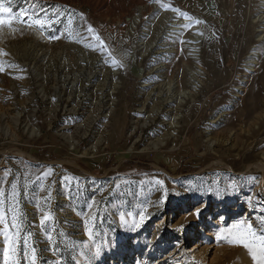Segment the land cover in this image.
<instances>
[{
  "label": "rangeland",
  "instance_id": "obj_1",
  "mask_svg": "<svg viewBox=\"0 0 264 264\" xmlns=\"http://www.w3.org/2000/svg\"><path fill=\"white\" fill-rule=\"evenodd\" d=\"M261 1L5 0L54 21L0 30V189L37 264H255L223 230L264 229Z\"/></svg>",
  "mask_w": 264,
  "mask_h": 264
},
{
  "label": "snow or ice",
  "instance_id": "obj_2",
  "mask_svg": "<svg viewBox=\"0 0 264 264\" xmlns=\"http://www.w3.org/2000/svg\"><path fill=\"white\" fill-rule=\"evenodd\" d=\"M54 23L52 18H42L38 14L27 13L26 10L20 9L17 12L13 11L11 6H6L5 0H0V30L4 28L9 29L10 32H15L18 29L15 27L17 24H22L26 27H36L38 29H45L46 27H51ZM88 32H94L95 30L91 25L88 26ZM52 39H57L58 37H51ZM97 41H100L99 35L96 37ZM102 46V42H101ZM0 70L2 65H0ZM44 175H47L45 173ZM157 184L163 186V181L157 180ZM19 191L17 183L13 182L11 184V192L7 193L5 190L0 189V226H3L0 235L3 236V257L5 264H18L16 257L19 252L22 251V254L27 257L31 256L30 264H37L38 261V252L35 244L29 245V238L31 233L25 234L23 240V247L21 249V232L23 229L24 218L23 215L19 212ZM51 198L49 192L48 198L45 199V204H47L48 199ZM9 204V208L6 210L4 205L5 203ZM162 202V201H161ZM43 214L40 217V226L43 228L47 223L54 222V217L52 213L48 210L39 209ZM11 212V222L8 220V212ZM147 209L144 208L138 213V222L134 219L132 223L133 228H139L147 219L146 216ZM199 214V210H197ZM121 221H124V216H121ZM14 230V231H13ZM226 231V239L230 243L242 244L251 255L252 260L255 264H264V229L257 233V230L253 227L251 223H238L232 226L230 229L223 230ZM88 235L91 237V229H87ZM48 240L52 243V236L48 235ZM219 238V237H218Z\"/></svg>",
  "mask_w": 264,
  "mask_h": 264
},
{
  "label": "bare ground",
  "instance_id": "obj_3",
  "mask_svg": "<svg viewBox=\"0 0 264 264\" xmlns=\"http://www.w3.org/2000/svg\"><path fill=\"white\" fill-rule=\"evenodd\" d=\"M262 3H263V5H261L260 6V8H262V9H264V0H262L261 1ZM262 9H260L259 10V13L258 14H260V13H264V10H262ZM264 18V16L263 15H261V16H259V20L261 21L260 23H263L264 22V20H262ZM173 19V18H172ZM171 21V20H170ZM173 22V21H172ZM170 24V23H169ZM168 24V25H169ZM172 24V23H171ZM259 56V55H258ZM253 64V63H252ZM186 217V215L185 216H183V218H185Z\"/></svg>",
  "mask_w": 264,
  "mask_h": 264
}]
</instances>
